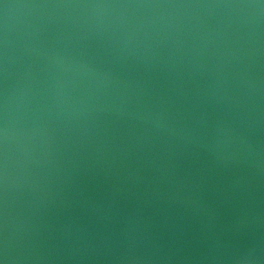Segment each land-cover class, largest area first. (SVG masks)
I'll return each mask as SVG.
<instances>
[{"label": "water", "instance_id": "water-1", "mask_svg": "<svg viewBox=\"0 0 264 264\" xmlns=\"http://www.w3.org/2000/svg\"><path fill=\"white\" fill-rule=\"evenodd\" d=\"M260 2L0 0L9 264H264Z\"/></svg>", "mask_w": 264, "mask_h": 264}, {"label": "clouds", "instance_id": "clouds-1", "mask_svg": "<svg viewBox=\"0 0 264 264\" xmlns=\"http://www.w3.org/2000/svg\"><path fill=\"white\" fill-rule=\"evenodd\" d=\"M65 6V5H61ZM67 7H86L94 9H108L114 7H149L150 5H112V4H90V5H66ZM225 7H237V8H264V0H261L260 4H237V5H225ZM7 96L5 97V110H7ZM218 132L227 133V129L223 125H218ZM0 137H2L5 145L8 140V125L7 120L5 119L4 127L0 129ZM4 172H3V183L5 188V193L8 186V174H7V156L5 155L4 159ZM6 200V197H5ZM7 205L5 203V223H4V236L2 242H0V264H9V238H8V225H7ZM258 259L257 256L253 254L252 251H249L247 254L243 255L240 258V264H253V261Z\"/></svg>", "mask_w": 264, "mask_h": 264}]
</instances>
